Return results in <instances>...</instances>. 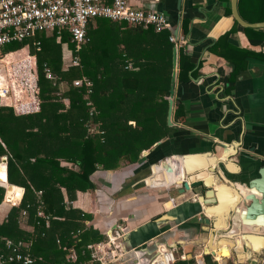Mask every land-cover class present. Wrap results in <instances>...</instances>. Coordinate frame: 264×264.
<instances>
[{"label":"crops","instance_id":"0c3cea01","mask_svg":"<svg viewBox=\"0 0 264 264\" xmlns=\"http://www.w3.org/2000/svg\"><path fill=\"white\" fill-rule=\"evenodd\" d=\"M261 1L248 0L241 8L238 0L241 17L249 23L262 22L254 20L264 16ZM130 2L164 12L177 39L178 54L181 47L194 64L189 81L179 84L177 78L175 89V99L184 103L186 122L174 121L176 128L147 149L146 155L141 154L137 162L115 170H97L92 175L96 187L78 191L71 205L90 213L89 222L107 235L106 240L114 224L125 226L127 233L120 245L126 254L119 260L121 264H149L163 250L172 253L175 263L205 260L218 264L212 261L220 260L221 264H264V250H259L255 260L245 258L243 241L248 247L261 249L264 231L254 224L245 226L259 223L262 216L248 217L241 202L242 195L249 192L246 182L259 178V170L264 167V41L260 45L251 43L246 28L252 26H242L235 20L232 0ZM227 31L231 32V48L224 46L223 54L213 51L219 36ZM232 50L239 53L236 61L240 70L235 76L229 60ZM202 152H209V156H191L177 165L178 156ZM212 153L222 160L223 165L215 164L219 174L210 169L198 181L213 184V203L204 204L200 188L183 191L182 184L174 181V171L168 172L172 185L154 186L144 180L150 174L149 166L165 157L170 156L173 167L186 169L210 163ZM9 184L8 155L2 153L0 186L5 193L0 203V223L10 208L20 203L25 191L12 184L21 189V195L14 199V195L9 196ZM205 220L210 223L205 224ZM243 234H249L248 240H243ZM137 249L142 255L137 256Z\"/></svg>","mask_w":264,"mask_h":264},{"label":"trees","instance_id":"16d2710c","mask_svg":"<svg viewBox=\"0 0 264 264\" xmlns=\"http://www.w3.org/2000/svg\"><path fill=\"white\" fill-rule=\"evenodd\" d=\"M246 1L239 0L241 8ZM259 19L264 21V16L254 20ZM246 30L251 43H263V28ZM230 33L219 36L213 51L223 54L224 46L231 48ZM171 35L168 29L156 31L105 17L90 23L89 40L79 52L68 32L60 39L56 33L37 35L42 43L37 55L41 110L18 115L0 104V154L8 155V181L25 189L20 203L0 223V240L23 242L40 264L61 262L64 244L81 252L90 243L106 240L107 235L89 222L92 215L68 205L66 199L73 201L78 191L94 189L92 175L97 170L137 162L143 150L176 128L167 123L176 45ZM30 41L10 44L6 51ZM62 50L78 54L79 64L64 67ZM237 54V50L229 54L232 76L240 70ZM178 55V82L183 84L194 64L181 47ZM47 67L52 78L47 77ZM78 79L92 85H76ZM173 117L186 122L178 97ZM4 193L0 186V203ZM24 208L29 210L25 224L20 219Z\"/></svg>","mask_w":264,"mask_h":264},{"label":"built area","instance_id":"2783aa9c","mask_svg":"<svg viewBox=\"0 0 264 264\" xmlns=\"http://www.w3.org/2000/svg\"><path fill=\"white\" fill-rule=\"evenodd\" d=\"M97 17L144 27L152 26L156 31L172 28L170 19L164 12L137 7L130 0H0V65L6 69L5 75L3 74L6 85L0 87V103L12 107L18 115L39 112L42 100L37 55L42 50V43L37 35L56 33L60 39L64 32H68L75 46L74 51L79 52L89 40L90 23ZM27 39L31 41L24 47L6 51L8 45ZM170 40L176 43L177 39L172 34ZM31 45L35 48L34 52L31 51ZM79 62V56L75 54L70 65H78ZM47 77H53L48 67ZM82 83L89 87L92 85L88 79L75 81L76 85ZM71 202L67 201V204L71 205ZM42 208L43 205L40 204L39 210ZM39 214L43 215V212L40 211ZM20 216L28 219L29 210L22 209ZM45 217L49 219V215ZM124 235L123 231L116 229L112 237L90 243L81 252L64 244L62 261L46 264H121L119 260L126 254L120 245ZM27 246L23 242L1 239L0 264H40V259L26 249ZM135 253L137 256L142 255L139 249ZM160 255L149 264H175L170 251L163 250ZM216 263L221 264L220 260ZM190 264L212 263L200 260Z\"/></svg>","mask_w":264,"mask_h":264},{"label":"water","instance_id":"95a60500","mask_svg":"<svg viewBox=\"0 0 264 264\" xmlns=\"http://www.w3.org/2000/svg\"><path fill=\"white\" fill-rule=\"evenodd\" d=\"M232 7V13L235 18V20L241 24L242 26H252V27H264V21L257 22V23H249L245 21L239 11H238V0H232L231 2ZM175 35H178V30H175ZM177 78H178V46L175 45L173 49V74H172V85H171V94L169 97V109H168V116H167V123L169 126H173L174 123V109H175V89L177 85ZM148 153L147 149L143 150L142 155H146ZM209 152H202V153H195V154H185L180 155L176 159L179 160V163L177 165L183 164L184 159L190 158L191 156H197V155H208ZM209 156V155H208ZM5 160V159H4ZM6 161V160H5ZM204 163V164H203ZM197 167H188L186 169H183L182 167H173L170 161V156L165 157L164 159L160 160L158 163H153L151 166H149V172L147 177H145V181L149 185L154 186H164V185H172L171 178L168 174V172L174 171V181L178 184H182L183 191L188 189H195L200 188V191L203 193V202L204 204L207 203H213L214 196L216 195V190H213V184H209L208 181H205L204 179L202 181H198L200 175H204V173L208 172L210 169H214L216 173L217 167L215 164L223 165L222 160L218 157L212 154H210V163L203 162ZM219 174V173H218ZM260 177L254 178L252 180H249L246 182L247 188H249V192L244 193L242 195V205H243V212L248 216L255 218L256 216H262L259 223H244L245 226H249L250 228L253 226L252 224L259 226L264 231V167H262L259 170ZM187 177V179H185ZM13 187L12 184L8 185L7 190L9 191ZM215 200V199H214ZM205 224L207 222L210 223V221H203ZM208 223V224H209ZM119 229L124 232V234L127 233L125 226H118L117 224H114L109 230H108V236L112 237L114 230ZM205 233L209 232L208 228L203 229ZM125 236V235H124ZM249 234H243V240H248ZM264 238V235L262 236ZM247 238V239H246ZM195 242H198V240H195ZM243 246L246 248V254L245 258L247 260H255V255L259 254V250L263 251L264 247L259 249V247H248V242L246 244L245 241H243ZM63 258V257H62ZM61 258V259H62ZM257 260V259H256ZM142 264H147L142 261Z\"/></svg>","mask_w":264,"mask_h":264},{"label":"rangeland","instance_id":"374dc122","mask_svg":"<svg viewBox=\"0 0 264 264\" xmlns=\"http://www.w3.org/2000/svg\"><path fill=\"white\" fill-rule=\"evenodd\" d=\"M63 53V60H64V67L71 66L70 64L72 63V52L71 51H64L62 50ZM5 68L3 65H0V73L4 74L5 73ZM5 75V74H4ZM69 100L65 99V103L68 104ZM1 104V103H0ZM24 218V217H23ZM25 222L27 221L26 218H24Z\"/></svg>","mask_w":264,"mask_h":264},{"label":"bare ground","instance_id":"6f19581e","mask_svg":"<svg viewBox=\"0 0 264 264\" xmlns=\"http://www.w3.org/2000/svg\"><path fill=\"white\" fill-rule=\"evenodd\" d=\"M4 85H6V79H5L4 75L2 73H0V87L4 86ZM9 194H10L9 196L14 195V199H15L16 197H19L21 195V189H19L17 187H12L9 190Z\"/></svg>","mask_w":264,"mask_h":264},{"label":"flooded vegetation","instance_id":"af4514ba","mask_svg":"<svg viewBox=\"0 0 264 264\" xmlns=\"http://www.w3.org/2000/svg\"><path fill=\"white\" fill-rule=\"evenodd\" d=\"M174 126V125H173ZM215 261H217V260H214V261H212V262H215Z\"/></svg>","mask_w":264,"mask_h":264}]
</instances>
